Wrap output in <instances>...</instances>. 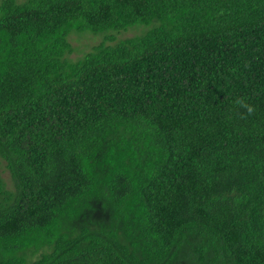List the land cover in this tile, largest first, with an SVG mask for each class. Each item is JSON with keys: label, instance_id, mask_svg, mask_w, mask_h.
<instances>
[{"label": "trees", "instance_id": "obj_1", "mask_svg": "<svg viewBox=\"0 0 264 264\" xmlns=\"http://www.w3.org/2000/svg\"><path fill=\"white\" fill-rule=\"evenodd\" d=\"M1 166L0 264H264V0H0Z\"/></svg>", "mask_w": 264, "mask_h": 264}, {"label": "rangeland", "instance_id": "obj_2", "mask_svg": "<svg viewBox=\"0 0 264 264\" xmlns=\"http://www.w3.org/2000/svg\"><path fill=\"white\" fill-rule=\"evenodd\" d=\"M17 2H22L24 0H16ZM146 28L142 24H133L129 26L125 31H121L119 33H112L113 37L111 39H108L106 41V44H112L120 39H123L125 37H132L139 35L142 31H144ZM144 33V32H143ZM101 34V35H100ZM103 32H97V33H89V32H78V31H72L67 35V41L70 44L71 51L68 53L67 57L70 60H74L75 58H78L84 51H88L90 47L96 43H99L103 41L101 39L104 37ZM1 171V177L3 178L5 182V187L12 189V182L10 179L9 172L4 169L2 166L0 168Z\"/></svg>", "mask_w": 264, "mask_h": 264}, {"label": "clouds", "instance_id": "obj_3", "mask_svg": "<svg viewBox=\"0 0 264 264\" xmlns=\"http://www.w3.org/2000/svg\"><path fill=\"white\" fill-rule=\"evenodd\" d=\"M236 104H237L238 106H240V107H244V108H246L247 115H253L254 112H255L254 107H253V106H250V105H247V104L245 103V101H244L243 98L238 99V100L236 101Z\"/></svg>", "mask_w": 264, "mask_h": 264}]
</instances>
